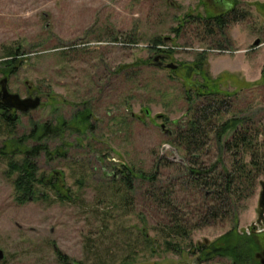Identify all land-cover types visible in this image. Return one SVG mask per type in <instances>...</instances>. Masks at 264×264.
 Returning a JSON list of instances; mask_svg holds the SVG:
<instances>
[{
    "label": "rangeland",
    "instance_id": "obj_1",
    "mask_svg": "<svg viewBox=\"0 0 264 264\" xmlns=\"http://www.w3.org/2000/svg\"><path fill=\"white\" fill-rule=\"evenodd\" d=\"M228 1L245 19L227 25L230 48L220 54L192 39L190 19L206 14L205 0H0V56L18 49L21 61L12 73L0 67V81L21 98H40L35 110L14 111L12 133L0 122V152L10 153L7 145L18 139L20 150L43 149L34 159L42 182L20 201L18 173L8 165L12 155L0 153V264H118L131 255L134 264H231L204 251L251 237L264 173L230 214L220 211L215 221L200 224L201 196L179 170L191 157L173 144L172 134L190 117L186 92L203 84L193 69L201 56L200 71L230 95V114L222 120L264 125V0ZM255 39L260 45L252 49ZM163 51L169 52L165 64L177 70L153 61ZM45 125L56 132L39 140ZM20 155L11 160L20 162ZM197 155L205 167L229 164L212 137ZM123 165L135 176L127 192L116 174ZM156 172V182L147 183L145 176ZM57 179L73 202L49 187ZM153 185L171 188L176 217L185 225H200L178 253L158 246L155 229L166 231L170 219L152 202ZM145 230L156 241L154 251L131 250L128 244ZM254 254L255 243L258 264Z\"/></svg>",
    "mask_w": 264,
    "mask_h": 264
},
{
    "label": "trees",
    "instance_id": "obj_2",
    "mask_svg": "<svg viewBox=\"0 0 264 264\" xmlns=\"http://www.w3.org/2000/svg\"><path fill=\"white\" fill-rule=\"evenodd\" d=\"M212 30H216L214 26H212ZM18 53V49H14L8 50L3 56H0V67L5 69L4 73H12L14 68L21 62L18 59L20 55ZM186 93L185 98L188 105L186 114H190V117L172 133L174 136L173 144L182 148L186 156L191 157L187 161V165L180 166L179 170L184 173V178L190 183V187L196 189L198 191L197 195L201 196L198 207L202 211H196L197 222L207 224L215 221L220 211H227L230 214L236 201L247 199L253 194L257 177L264 173V125H259L257 128L253 124L235 117L222 120L230 114L229 110L232 103L229 99L230 95L221 93L218 85L213 80L195 85ZM2 109L3 107L0 106L1 126L10 134V132H13L18 119L17 117L14 118V115L9 117L8 111L3 114ZM229 131H232L231 136L223 141L222 138ZM41 132V135L38 136L39 140L49 133L56 132V130L45 125ZM32 136L29 137L32 138ZM29 137L24 140L29 139ZM211 137L218 143L220 149L228 154V165L222 164L219 168L215 162L205 167L204 164L197 162V153L206 148L207 143L211 141ZM15 141L12 140L13 143L7 145V148L11 151L10 153L6 151L0 153L4 156L8 154H11L12 157L20 154L22 156L20 162L11 160L12 157L11 159L6 157L11 170L18 173L15 180V189L19 194L17 200L20 201L33 192L37 183L42 182L36 177L37 168L34 159L43 149L41 145H36L29 149L20 150L18 146L21 145V139L17 140L18 144L17 142L15 144ZM116 172L120 182L124 185V190L126 192L131 190V182L135 177L131 170L123 165L122 170L118 169ZM158 173L145 176V181L154 184ZM58 180L49 183V187L56 192L61 201L73 202L74 197L71 193L62 191L59 188L63 185H60ZM161 189L162 186L154 187V190L150 189L151 193L149 194L154 204L158 203L159 207L163 206L164 215L166 214L170 219L166 231L163 228L155 229L162 239L158 246L163 247L166 252L178 253L180 242L186 241L189 237V231L199 228L200 225L188 227L184 223L186 221L178 219L175 213L173 191L169 186L164 191H160ZM202 190L207 193V196L206 193H201ZM232 233L229 232L225 237H230L229 240L232 239ZM141 237H143V241L140 240ZM155 245V239H150L146 230L145 234L140 231L139 235L134 236L132 244H128L129 248L135 252L141 249L154 251L153 246ZM204 252L205 256L218 255L226 257L231 264H255L253 258L254 243L249 235H243L238 244L228 243L225 246L212 247L210 251L208 249ZM133 257L135 256L125 257V259L118 261V264H134ZM60 259L65 261L62 256H60ZM107 263L109 262L99 260V264ZM68 264L83 263L73 261Z\"/></svg>",
    "mask_w": 264,
    "mask_h": 264
},
{
    "label": "flooded vegetation",
    "instance_id": "obj_3",
    "mask_svg": "<svg viewBox=\"0 0 264 264\" xmlns=\"http://www.w3.org/2000/svg\"><path fill=\"white\" fill-rule=\"evenodd\" d=\"M207 11L204 16H192L191 17V27H192V39L196 40L197 43H207L213 49L209 50L212 52L227 54L229 52V39L226 35L227 25L229 23H240L245 18V12L240 11L236 8V4L234 1L228 0H205ZM209 12V14L207 13ZM188 21V20H187ZM185 22V24L187 23ZM212 26L215 27L216 30H212ZM208 39V40H206ZM259 41V43L254 46V42ZM260 45V39H255L251 45L252 49L258 47ZM199 52H203L200 50ZM245 53L244 51H235L234 53ZM203 54V53H201ZM169 56V52L163 51L161 53H156V56L153 58V61L159 67L166 68L167 63L165 64L166 58ZM202 57V56H201ZM198 58L194 71L195 74L199 76V81H203V83H208L213 79L209 78L208 74L200 71L201 65L203 64L202 58ZM200 67V68H199ZM178 66L174 69L169 70H177ZM168 69V68H167ZM261 78V77H260ZM6 88H7V80H6ZM1 89V85H0ZM8 91V88H7ZM9 92V91H8ZM10 93V92H9ZM0 106L3 107L2 113L4 114L8 111V116L14 115L16 117V110L5 106V104L0 100ZM15 111V112H14ZM207 196V193L205 194ZM253 242L255 243V259H257L258 264L264 260V183H260V190L258 193V212L256 221L252 227L251 235Z\"/></svg>",
    "mask_w": 264,
    "mask_h": 264
},
{
    "label": "water",
    "instance_id": "obj_4",
    "mask_svg": "<svg viewBox=\"0 0 264 264\" xmlns=\"http://www.w3.org/2000/svg\"><path fill=\"white\" fill-rule=\"evenodd\" d=\"M259 41L254 42V46H256ZM176 66L172 64L166 65L168 69H174ZM1 89H0V100L5 104V106L15 109L19 113H28L37 109L40 105L39 97H27L21 98L17 94L9 93L6 88V79H2L0 81ZM4 258V253L0 250V261ZM264 264V260L260 262Z\"/></svg>",
    "mask_w": 264,
    "mask_h": 264
}]
</instances>
